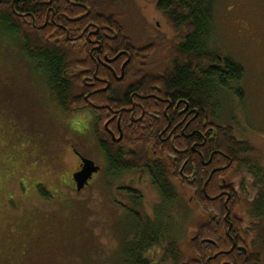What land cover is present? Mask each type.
I'll return each mask as SVG.
<instances>
[{"label": "trees", "instance_id": "1", "mask_svg": "<svg viewBox=\"0 0 264 264\" xmlns=\"http://www.w3.org/2000/svg\"><path fill=\"white\" fill-rule=\"evenodd\" d=\"M45 1L0 0V29L13 37H20L23 52L42 75L52 99L68 114L90 110L101 117L107 108L111 112L129 108L133 105L130 98L134 92L138 95L134 104L141 102L145 111L159 109L162 120L134 123L130 116L122 119L124 137L120 143H112L105 133L108 117L97 119L94 131L107 162L108 175L111 178L132 173L148 175L161 196V207L174 205L181 196L180 190L189 189L193 192L195 206L205 218L195 226V235L190 241L193 257L186 260L176 241L167 246L164 244L167 242L166 225L159 219V213L155 218L145 213L143 194L130 187L120 188L130 202L129 206L120 205L129 213L133 230L129 240L122 243L123 258L119 264H205L208 260L210 264H262V252L255 251V243L248 244L249 236L244 226L250 224L238 215L240 192L229 178L239 167L244 170V175H253L250 177L256 193L261 195L258 194V199L249 204L248 217L251 220L255 217L264 225V166L249 141L238 139L233 127L217 121L221 113L218 110L224 106V93L232 91L242 98L240 82L244 75L239 64L221 55L213 46V9L217 0H157L156 9L176 33L172 38L175 42L163 37L165 46L158 40V46L153 43L140 51L127 28L119 22L117 0L56 1L48 15V23ZM18 13H25L27 17L19 18ZM61 14H64L63 34L57 27ZM90 22L110 24L119 34V41L103 45L109 57L120 51L132 56L125 80L116 81L109 94L102 96L97 103V106L109 105L99 112L84 100L85 80L94 77L95 60L84 51L83 44L78 47L70 40L79 31L78 37L85 43ZM183 29H186V36L178 45V33ZM163 47L167 59L161 63L151 61V54ZM142 52L145 57L141 56ZM104 72L100 69L98 76ZM144 80L149 83L146 87L141 85ZM143 90L147 94L170 96L173 106L185 100L189 103V110H198V116L194 114L180 127L182 131L190 124L184 136L179 131L182 139L174 146L168 144L166 150H159L156 142L160 130L167 126L163 115L167 105H157L152 100L148 103L141 101ZM184 107L182 103L179 109ZM142 111L140 108L138 113ZM174 148L185 151L178 156L176 165L170 157ZM39 191L47 195L42 187ZM225 192L231 194L227 205ZM233 242L237 243L236 247L246 246L248 255L232 250ZM259 242L262 246L264 238ZM156 250L163 252L159 260L152 256Z\"/></svg>", "mask_w": 264, "mask_h": 264}, {"label": "rangeland", "instance_id": "2", "mask_svg": "<svg viewBox=\"0 0 264 264\" xmlns=\"http://www.w3.org/2000/svg\"><path fill=\"white\" fill-rule=\"evenodd\" d=\"M155 1H116L120 20L137 47L176 35L154 10ZM156 20L162 27L152 29ZM213 26V46L244 70L242 98L224 93L217 121L233 127L238 139L249 141L264 166V0H217ZM19 38L0 29V264H119L122 243L133 230L129 213L120 205H130L119 190L126 187L143 194L149 217L159 213L167 228L164 244L176 241L185 259L192 258L190 241L196 224L205 219L193 192L179 187L177 202L161 207V196L148 175L111 178L95 139L94 113L86 110L93 116L86 131L73 132L65 122L70 114L54 102ZM162 58L165 49L158 48L155 60ZM74 149L100 167L81 192L73 179L78 166ZM243 172L237 168L229 182L240 192L238 215L250 224L248 207L256 186ZM41 187L47 195L41 194ZM252 235L248 244L255 243L264 264V244ZM162 254L152 252L155 260Z\"/></svg>", "mask_w": 264, "mask_h": 264}, {"label": "flooded vegetation", "instance_id": "3", "mask_svg": "<svg viewBox=\"0 0 264 264\" xmlns=\"http://www.w3.org/2000/svg\"><path fill=\"white\" fill-rule=\"evenodd\" d=\"M56 1H59V3H62V2H65L66 0H46L45 1L46 8L48 9L47 17H46L47 23L49 21V17H48L49 13L51 11H53L52 5ZM156 1H155V4H156ZM155 4H154V10L157 12L159 17L162 18L161 21L164 24H166L169 28L170 25L168 24L167 19H165L163 14L156 9ZM87 9H88V7H87ZM86 15H89V13H87ZM17 16L19 18L25 19L27 17V14L18 13ZM79 19H81V18H79ZM144 19H145V21H147V24L150 23V22H148V21H150L149 19H147V18H144ZM60 20H61V22L57 25V27L61 30V34H63L64 33V27H63L62 20H64V14L60 15ZM161 21L156 20L153 23V26L151 28L152 29H154V27L161 28L162 27ZM119 22L125 26V22L122 23L121 20ZM88 29L90 30V32H89L88 36L86 37L85 43H84L85 40L82 41L80 39L81 37H78L79 31L75 32L73 35V38H71L70 40L73 42V44H75V45L77 44L78 47H81V44H83L84 51L88 52L90 54V56H92L95 60V67L96 68H95L94 77L87 79V81L85 80V83H87V89H86V95L84 94V96H85L84 100L92 108H94L96 111L99 112V110L102 111L103 108H107L109 105L97 106V103L101 100L102 96L105 97L109 94V90L112 89V87L114 86L116 81L121 83L125 80L126 71H127L126 69L132 61V56L128 52L120 51L115 56L109 57L108 55H110V54H108V52H107L108 50L106 51L105 49H103V45H108L109 43L119 41V34L114 31L115 28L111 27L110 24L99 25L98 22H90ZM72 30H74V29H72ZM160 34H163V33H160ZM184 36H186V29H183L181 32L178 33V38H177V41H178L177 44L178 45L181 43ZM158 40H161L165 46V39L164 38H157V42H158ZM170 40L175 42V40H172V37ZM152 44L153 43H147L142 47H138V49H139V51L143 50L144 48L147 47V45H152ZM160 49H165V47L160 48ZM157 51H158V49H156L154 54H151L152 57H150V60L153 58L154 61H158L159 63L164 62L167 59V55H166L167 51L165 50V58L155 60V56L157 55ZM140 54H141V56H144V52H142ZM118 55H120V57L116 61H113ZM162 56L164 57V55H162ZM128 59H130V61H129L128 65L125 67L124 73H123V66L128 61ZM151 61H153V60H151ZM145 62H147V60H145V58H144L143 63H145ZM100 69H103L106 71V72H104V74L102 76H98V72L100 71ZM148 84L149 83H147L146 80H144V82L141 85H142V87H144V86L146 87ZM158 87L159 86L157 85L156 88H158ZM143 91H144L143 92L144 94L140 98L141 101L148 103L149 100H152L157 105H161L162 103H165L167 105L166 110L163 112V115L165 116V119L167 121V123H166L167 126L165 128H163V130H160V133L158 134V140L156 142L159 150H161V151L166 150L165 147L168 144L174 146L176 141H179L182 139L179 136L180 132L184 136V131H185V129L189 128L190 124L182 131L180 130V127L182 126V124L185 121H187L194 114H196V116H198V110L194 109L193 112H192V110H189V103L185 100H180L176 103L175 106H173V103H172L173 101H172V98L170 96L162 95V93H159V95L147 94L145 90H143ZM137 96L138 95L136 92L132 93V95H131L130 103L133 104L132 107L122 108V109H118V110L115 109L112 112L107 108V111L105 112L104 115L101 114L102 115L101 117L98 113L94 114V116H95L94 125H95L98 118H105L104 116L108 117L104 128H105V133L107 134V137H109V139L111 140L112 143H115V142L120 143L123 140L124 131H123L122 126H121V121H122V119H125L127 116H130V119H132V121L134 123H137L139 121L146 123L145 122L146 120H148V121L162 120V117H163L162 112L159 109L153 110V111L152 110L145 111L141 102H139V103L136 102L134 104L135 101H138ZM182 103L185 105V107L183 109H179L180 105ZM140 108H141V110L143 109L141 114L138 113V110H140ZM84 111H86V110H84ZM157 128L158 127H156V129ZM94 134H95V131H94ZM95 139L97 140L96 135H95ZM97 143H98V140H97ZM191 149H192V151H194L193 146ZM77 153L80 154L82 157H84L81 153H79L76 149H74V156L76 157V160L78 163L77 170L75 173L81 171V169H82L81 156H79ZM183 153H185V151L183 149L178 150V149L174 148L173 152L170 153L172 163H174L176 165V161L178 159V156L182 155ZM84 158H86V157H84ZM95 164L98 165L97 163H95ZM175 165L172 164V166H175ZM247 176L252 177L253 175L249 174ZM152 185H153V183H152ZM225 194L228 197V200L226 202V205H227L228 201L231 199V194L228 192H225ZM258 194L259 193H256L257 196L255 195L254 199H258L257 198ZM260 195L261 194H259V196ZM233 196H234V194H233ZM239 196H240V194H239ZM192 198H193V195H192ZM230 214H231V211L228 212L227 216L229 217ZM226 219H227V217H226ZM258 224H260V222H257L256 218L254 217V219L250 223V225H246V226H244V228L248 229L247 236H249V237H250V235L253 234L252 230L254 229V235H252V237H253V239L260 241L262 238H264V225H262V222L260 225H258ZM231 228H232V226H231ZM236 246H237V243L233 242L232 250L237 249V251L243 252L244 254L248 255L249 251H248V248L246 249V246L245 247H242V246L236 247ZM242 248H244L245 251L241 250ZM209 262L210 261L208 260L207 262H205V264H210Z\"/></svg>", "mask_w": 264, "mask_h": 264}, {"label": "water", "instance_id": "4", "mask_svg": "<svg viewBox=\"0 0 264 264\" xmlns=\"http://www.w3.org/2000/svg\"><path fill=\"white\" fill-rule=\"evenodd\" d=\"M119 57H120V55H118L113 61H116ZM129 61H130V59H128V61L124 64L123 73H124L125 67L129 63ZM78 155L81 156L80 154H78ZM81 160H82L81 171H79L73 175V179H74V183L76 185V191L77 192H81L82 190H84L89 185V181L92 179L93 175L97 174L100 171V167L98 165H96L95 162H93L92 160L84 158L82 156H81ZM204 242H207L209 244L213 243L212 241H204ZM241 250L245 251L244 248H242Z\"/></svg>", "mask_w": 264, "mask_h": 264}, {"label": "clouds", "instance_id": "5", "mask_svg": "<svg viewBox=\"0 0 264 264\" xmlns=\"http://www.w3.org/2000/svg\"><path fill=\"white\" fill-rule=\"evenodd\" d=\"M92 120L93 116L91 113L87 111H77L71 113L66 118L65 122L73 132L83 133L90 127Z\"/></svg>", "mask_w": 264, "mask_h": 264}]
</instances>
